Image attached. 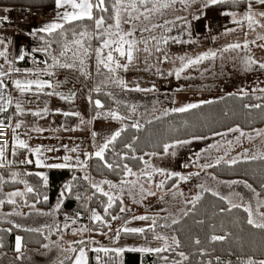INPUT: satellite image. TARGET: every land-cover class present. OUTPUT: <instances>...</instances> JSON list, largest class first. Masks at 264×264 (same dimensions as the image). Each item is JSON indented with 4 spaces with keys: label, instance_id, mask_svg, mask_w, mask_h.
Masks as SVG:
<instances>
[{
    "label": "rangeland",
    "instance_id": "374dc122",
    "mask_svg": "<svg viewBox=\"0 0 264 264\" xmlns=\"http://www.w3.org/2000/svg\"><path fill=\"white\" fill-rule=\"evenodd\" d=\"M62 1V4H66L64 7L43 6L55 11L53 17L36 18L39 23H43L40 25L43 31L48 32L68 20L91 16L94 7L97 6V0ZM214 1L216 0H116L112 20L105 22L102 16L96 18L92 30L87 34L90 36L101 34L105 38L103 40L114 42L117 38L125 37L123 33L132 31L131 28L136 29L140 25L143 27L145 24L175 21L187 16L190 12L201 10L206 4ZM247 1L249 7L256 1L259 2L258 4L264 3V0ZM208 9L214 10V15L210 17V20L215 22L214 25L219 29H223L227 24L234 25L241 20L239 18L241 14L236 13L237 10ZM256 19L257 22H253ZM248 21L247 27L250 23L253 28L261 27L264 25V22H261L264 21V13L249 12ZM84 31L86 36V30ZM210 31L211 33L215 32V30ZM255 31L252 30L250 35H253ZM234 35L240 36L238 33ZM82 40L85 41L82 33L76 31L65 41L59 55L53 53L51 45H48L44 39L37 41L38 48L45 52L46 58L43 59V67H35L29 71L40 73V71L49 72L50 70V72H54L53 67L61 66L65 73H71V78L76 80L74 88L69 93L66 92L67 95L72 97L73 91L76 90V96L71 100L75 99L86 103L90 102L93 97L98 99L93 95V92L97 90L96 85L104 87L113 81L119 82L121 85L123 83L116 77V68L110 63V59L103 55L100 43L96 46L91 40L86 44ZM2 44L0 40V56L2 57V59L0 57V76H4L8 70H11L10 75H13L15 64L10 59L11 49L9 48V52L6 53ZM184 47L180 44L172 45L171 48L167 47V52H181L184 51ZM243 48L223 50L218 56L219 59L213 58L210 61L196 62V65L190 68L185 75L180 73L181 75L178 77L176 75L173 79H169L166 85L161 86L162 90H158L160 92L150 93L153 96L150 98L148 107L146 106V109L143 107L146 111L140 112L139 115H142L141 117L158 115L167 110H173V106L174 109L186 108L231 91H251L254 94L264 92V64H262L264 53L260 52L264 49L262 50L258 45H248L246 46L248 52L245 55L246 52ZM28 51L32 53L30 50ZM86 55H89L90 60H85ZM109 55L114 56L113 52H109ZM244 55L248 60L243 59ZM71 56L74 58L73 61H68ZM32 58L38 60L37 57L32 56ZM87 70L92 73V80L89 84L86 83L84 77ZM96 70L99 71L97 77ZM189 74L192 75L187 76ZM62 77V82H64L67 77ZM124 88L127 87L124 86ZM180 91H187L188 94L183 96L184 93L181 94ZM144 94L149 95L148 92H144ZM38 96L42 97L41 94ZM51 98V96L44 95V99L47 101ZM94 98L93 102H95ZM35 100L39 104L34 102L30 108L33 111H39L44 103L39 101L38 97ZM64 102L65 100L61 101V103ZM96 102L102 106L100 99ZM95 107L99 106L94 105L92 108ZM111 113L118 114L115 110H112ZM102 116L105 115L100 110V114L94 117L104 120ZM110 118L111 120H105L119 129L120 122L112 120L115 117ZM104 131L108 132L109 129L103 130L96 123L94 151L99 153L97 155H101L104 149L100 147L103 137L106 136V134H102ZM9 148L10 142L4 146V150L0 153V219L9 220L17 226L40 229L45 232L46 240L43 249H32L25 255H20V258L24 257V260L30 261L31 264H53L64 258L77 245L86 244L84 239L103 241V243H107L104 245L116 250L127 247L146 249L160 247L161 250H168L172 241L176 240V236L170 233L166 226L177 220L203 190H211L223 196L230 205L242 206L247 210L253 222L264 225V211L260 208L262 198L259 197L255 189H252L249 196L243 195L234 185L238 182L237 179L218 177L208 169L210 164L218 161H233L238 158L264 155V128L248 131L233 127L207 137L168 143L162 153H143L142 167L136 170L128 169L125 171V176L120 179L94 176L90 171L81 167L85 166V163L79 164V167H72L71 169L80 168L83 174L86 172L90 188L93 190L102 189L109 204L116 198L120 200V208L110 219L103 218L100 212L93 208L89 209L84 221L80 219L81 213L69 215L67 212H61L59 206L65 192L69 189L70 179H67L60 195L50 207L38 206L34 201L27 199L26 191L31 189V185L22 177L20 178L21 186L8 187L5 183L7 180L19 178V174L14 169H12L13 171H4L5 168L1 167L9 165ZM21 162L23 163L22 160ZM30 164L33 163H23L24 166H30ZM31 168L34 169V166ZM37 169L43 175V168ZM95 222H97V226L94 228ZM135 230L139 231L127 233V231L134 232ZM147 231L152 232L151 236L147 235ZM165 257L166 255L162 254V260ZM14 262L17 264L16 260ZM256 264H264V259L257 261Z\"/></svg>",
    "mask_w": 264,
    "mask_h": 264
},
{
    "label": "trees",
    "instance_id": "16d2710c",
    "mask_svg": "<svg viewBox=\"0 0 264 264\" xmlns=\"http://www.w3.org/2000/svg\"><path fill=\"white\" fill-rule=\"evenodd\" d=\"M115 2L116 0H97L91 16L65 21L48 32L30 31L26 48L38 60L25 56L15 62V73H25L43 65L45 52L38 48V42L42 39L51 45L55 55L60 54L65 41L76 31L82 33L84 44L90 40L97 44L101 34L90 36L87 33L92 30L96 18L102 16L105 22L112 20ZM55 3L56 0H0V5L54 6ZM245 3L246 0H216L206 4L204 8L239 11L244 8ZM85 60H90L89 55H86ZM10 74L11 70H8L0 77L6 80ZM98 74L99 71L96 70V77ZM84 77L89 84L92 73L87 70ZM96 89L93 95L100 99L102 106L93 108L94 116L102 110L106 117H115L121 127L107 142L103 153L92 155L86 163L88 171L94 176L123 178L128 169L142 167L143 153H162L168 143L175 141L207 137L233 127L248 131L264 128V93L227 92L183 109L141 117L139 113L146 111L152 94L124 88L114 81L104 87L96 85ZM112 110L118 114L113 115ZM60 119L67 126L74 116L61 115ZM3 150L4 145L0 144V153ZM22 152L23 148L20 147L9 148V165L4 171L14 169L19 178L5 183L8 187L21 186L22 177L31 185V189L26 191L27 199L38 206L50 207L60 195L67 179H70L69 189L59 206L61 212L69 215L81 213L80 219L84 221L90 208L100 212L105 219H110L120 208L119 199L116 198L109 204L104 193L91 189L87 173L83 174L80 168L48 167L42 169V175L37 168H31L33 164L27 168L23 165L20 159ZM208 169L218 177L237 179L238 182L234 185L243 195L249 196L252 189H255L262 198L260 208L264 211V155L218 161L210 164ZM95 223L94 228L97 226V222ZM166 227L176 236L168 250L142 252L124 249L118 253L113 249H90L89 264H256L264 259V225L253 222L242 206L230 205L223 196L211 190H203L181 216ZM151 233L147 231L148 236ZM17 239L19 249L16 248ZM45 240V232L40 229L21 227L9 220L0 219V264H14V260L17 264H31L24 257H17L18 251L20 255H25L32 249H43ZM80 246L82 245H77L53 264H71ZM2 254H5L3 256L6 259ZM162 254L166 255L163 260Z\"/></svg>",
    "mask_w": 264,
    "mask_h": 264
},
{
    "label": "crops",
    "instance_id": "0c3cea01",
    "mask_svg": "<svg viewBox=\"0 0 264 264\" xmlns=\"http://www.w3.org/2000/svg\"><path fill=\"white\" fill-rule=\"evenodd\" d=\"M62 3V0H56L54 8L66 5ZM258 3V1L253 2L254 5L249 7L246 0L244 9L236 11L241 14L239 17L241 20L234 25L227 24L223 29H219L214 25L215 22L210 20V17L214 15V10L202 8L175 21L170 20L158 24H145L143 27L140 25L136 29L131 28L132 31L123 33L125 37L117 38L116 41L114 40L115 43L103 40L105 38L101 36L98 43L94 45L97 46L100 43L103 55L110 59V63L116 68V77L125 87L148 93L160 92L158 90H162L161 86L166 85L169 79H173L176 75L177 77L181 74L185 75L190 68L196 65V62L217 59L223 50L245 47L243 48L246 52L245 55L248 52L246 48L248 45H258L263 50L264 25L253 28L250 23L247 27L249 12L264 13V5H262L264 3ZM253 22H257V19ZM40 25L43 23H39L36 18L20 24L9 16L5 5H0V40L6 53L9 52V48L11 49L10 59L13 64L25 56H33L26 48V39L30 31L46 32L41 29ZM210 30L212 32L215 30V32L211 33ZM252 30L256 31L250 35ZM235 33L240 36L236 37ZM177 44L185 46L184 51L167 52V47L171 48L172 45ZM109 52H113L114 56L109 55ZM260 52L264 53V51ZM245 55L243 59L248 60ZM73 59L71 56L68 61H73ZM262 64H264V60ZM52 69L54 72H50V70L49 72L40 71V73L28 70L23 74L13 72L14 74L7 77L6 80L0 77V123L10 126V147L23 148L20 158L23 163H33L34 168L41 169L48 167L71 169L85 163V166H80L87 171L86 162L92 155L99 154L94 151L96 123L103 130L109 129L108 132L102 133L106 134L100 143L102 149H105L107 142L112 139L120 127L117 129L105 120H111L110 117L102 116L104 120L94 117L92 107L100 106L96 102L97 98L93 97L95 102L92 98L90 102L86 103L75 99L71 100L76 96V90L73 91L72 97L67 93L74 88L76 80L71 78V73H65L61 66L57 67L56 65ZM190 75L192 74L187 76ZM62 76L67 77L64 82H62ZM164 89L171 90L170 88ZM244 92L246 91H238V93ZM180 93H184L183 96L188 94L187 91H180ZM40 94L42 97L38 96ZM44 95L52 98L47 101L44 99ZM36 97L44 103L39 111H33L30 108V105L37 102ZM62 100L65 102L61 103ZM37 103L39 104V102ZM174 108L173 106L172 109ZM61 115H72L74 119L65 126L61 122ZM97 120L99 121L97 122ZM112 120L118 122V120ZM111 127L112 130H110ZM27 166L25 165V167ZM1 167L6 168L3 165ZM96 190L105 194L102 189L97 188ZM92 240L84 239L86 244L76 250L71 264H89L90 249H113L118 253L124 249H136L142 252H153L160 249V247L150 249L127 247L116 250L104 245L107 243H103V241ZM16 248L19 249L18 239ZM3 255L5 254H2V257L6 259V256ZM16 256H20L19 251Z\"/></svg>",
    "mask_w": 264,
    "mask_h": 264
},
{
    "label": "built area",
    "instance_id": "2783aa9c",
    "mask_svg": "<svg viewBox=\"0 0 264 264\" xmlns=\"http://www.w3.org/2000/svg\"><path fill=\"white\" fill-rule=\"evenodd\" d=\"M5 9L9 16L16 22H30L34 18L53 17L55 11L43 6H24V5H5ZM10 142V126L0 123V144L7 146Z\"/></svg>",
    "mask_w": 264,
    "mask_h": 264
}]
</instances>
